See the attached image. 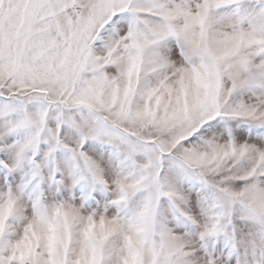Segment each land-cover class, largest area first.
Masks as SVG:
<instances>
[{
    "label": "snow or ice",
    "instance_id": "obj_1",
    "mask_svg": "<svg viewBox=\"0 0 264 264\" xmlns=\"http://www.w3.org/2000/svg\"><path fill=\"white\" fill-rule=\"evenodd\" d=\"M0 264H264V0H0Z\"/></svg>",
    "mask_w": 264,
    "mask_h": 264
}]
</instances>
